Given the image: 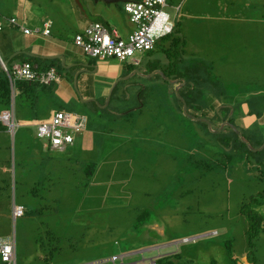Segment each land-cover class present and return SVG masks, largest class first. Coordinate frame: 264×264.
Here are the masks:
<instances>
[{"label": "rangeland", "instance_id": "374dc122", "mask_svg": "<svg viewBox=\"0 0 264 264\" xmlns=\"http://www.w3.org/2000/svg\"><path fill=\"white\" fill-rule=\"evenodd\" d=\"M20 1L45 13L55 35L75 36L91 23L124 37L135 31L123 2L0 0V14L10 20ZM168 7L178 31L160 44L166 50L136 54L143 67L159 64L163 74L177 61H203L221 83L217 103L264 96V0H171ZM144 76L133 81L148 88L143 109L104 116L102 106L93 108L89 130L66 152L38 136L59 102L36 114L29 99L14 98L16 131L0 122V242H15L17 264H264V205L257 204L264 177L256 163L230 156L217 131L176 109L169 85ZM7 109L0 103V116ZM16 207L23 217H14ZM255 211L262 232L252 237Z\"/></svg>", "mask_w": 264, "mask_h": 264}, {"label": "crops", "instance_id": "0c3cea01", "mask_svg": "<svg viewBox=\"0 0 264 264\" xmlns=\"http://www.w3.org/2000/svg\"><path fill=\"white\" fill-rule=\"evenodd\" d=\"M12 13L10 20L16 19L18 21V25L16 26L11 25L10 20H6L3 15L0 14V24L4 27V30L0 32V43L6 44H1L4 53L2 52L1 54L0 52V65L1 62H8L10 64L18 56L26 55L31 58L47 61V63L44 62L45 68L42 70L37 69L39 72L55 71L58 73V71L61 72V67L68 71L69 73H64L63 75L58 74L60 76V82L54 83L57 87L53 96L47 88L46 91L40 95L39 102L36 108L35 106L34 108L37 110L36 114H40L41 112L43 113V110H46L49 104L55 105V103L59 102L61 109H59V111H54L52 119L58 112L67 113L69 116L73 117V119L75 118V120L77 118L84 119L86 126L85 133L89 130L90 126L88 114L95 106L97 108L102 106L101 108L104 110L109 107L110 104L108 105V101L110 97L112 100L113 93L118 87L115 88V85L119 83L121 79H124L122 77L125 72V65L130 64H124L117 60L102 61L91 59L85 55L81 48L75 45V37L84 32V30L93 23L82 29L75 36L70 33L55 35L53 32L55 23L53 24L52 21L50 22L48 17H45L47 16L45 13L41 15L36 12L33 6L28 2H18L13 8ZM7 21L8 23H6ZM48 23L52 24L50 36H45L42 33L29 36L22 30V28H26L34 32L37 30L42 31L45 24ZM107 27L111 30H116L123 39L128 38L132 34H127L124 37L117 29H113L109 26ZM78 49L82 51L86 59H79L77 54ZM7 58L9 59L8 61H6ZM22 66H24V63L21 61L13 63L14 69ZM4 70L6 71V69ZM78 75L80 76L77 80ZM72 77H75L74 83L71 81ZM30 96H32L31 93ZM12 97L11 105L14 104L13 100L17 97L16 90L13 92ZM35 99V97H32L30 101L34 102ZM235 104H242L241 106L244 110L242 115L237 119V128L244 132L253 129L258 130L264 138V96L259 95L251 101L248 95H241V97L235 98ZM9 111L11 110L7 109L4 113ZM72 147H69L64 152Z\"/></svg>", "mask_w": 264, "mask_h": 264}, {"label": "trees", "instance_id": "16d2710c", "mask_svg": "<svg viewBox=\"0 0 264 264\" xmlns=\"http://www.w3.org/2000/svg\"><path fill=\"white\" fill-rule=\"evenodd\" d=\"M177 31L178 23L176 24L174 34L163 38L157 44L154 51H156L159 47L163 50H166L164 48L165 46H160V44L167 43L176 35ZM169 47L171 48H169V51H166L167 53L173 51V43L169 44ZM8 60L9 59L7 58L6 61ZM17 61L23 62L24 65L30 64L39 70L45 68L44 62L47 63V61L38 58L35 59L26 55H20L15 58L7 67L9 73H13V63ZM60 71L61 72L58 71V74L60 75L69 73L62 67L60 68ZM136 71H140L146 76H151L152 74L159 71V64L147 65L145 67L142 65L139 67L125 65V72L122 78H127ZM8 72H6L4 69L0 70V103L9 109L12 103L13 93ZM163 75L164 76L156 75L154 80L161 79L165 82V84L170 86L171 92L168 93L173 94L175 98L176 109H178L185 117H193V119H190L194 120L200 126L206 127V129H209V124H211V129L217 131L216 134L213 133V135H215V139L217 140V145L228 151L230 156L243 157L247 159L249 163L251 161L255 162L256 166L252 168L256 169L260 174H262V177H264V150L259 152V150L264 147V138L258 130L253 129L244 132L237 128V119L242 114L238 116L234 115V109L236 110L238 108L237 105H235V98H226V102L222 101L223 104L217 103V99L215 100L217 97L215 95L217 94L216 91L220 87L221 83L215 74L214 66L203 61H177L175 64L169 66L167 71H163ZM74 78L75 77L71 78L72 83H74ZM135 78H142V76L136 75L132 79L124 80L118 85L113 93L109 107L105 110L101 109L102 115L105 116V114L111 113L113 115L115 113L128 115L145 107L143 97L145 92L148 91V88L133 83ZM166 79L177 83L171 85L166 81ZM181 86L182 88L180 89L178 96L177 90ZM56 87V84L45 86L39 82L18 81L16 82L15 86V89L18 90L16 91L18 92L16 98L21 95L22 97L32 100V97H35L36 99L33 102V107L35 106L36 108L40 95L48 88V91L53 96L56 91ZM131 88H133V91H131ZM151 90L154 89L152 88ZM134 92L136 93L134 94ZM30 93L32 96H30ZM222 96H224V94H222ZM136 99L139 102L137 106L133 108L130 107L131 109L124 112L120 111V105L131 106V104H133ZM185 104L188 107V114L186 115L184 114ZM238 106L240 107L241 105ZM94 108H96V106ZM223 126L225 127L223 130H221ZM251 148L257 152L253 151ZM257 202V204L260 206L264 205V200L262 202ZM250 217L252 222L255 224L252 229V231H254V234H252L253 237L254 235H258L260 232H262L261 228H258L259 224L261 223V219L259 218L256 211L253 212Z\"/></svg>", "mask_w": 264, "mask_h": 264}, {"label": "built area", "instance_id": "2783aa9c", "mask_svg": "<svg viewBox=\"0 0 264 264\" xmlns=\"http://www.w3.org/2000/svg\"><path fill=\"white\" fill-rule=\"evenodd\" d=\"M171 0H126L125 11L129 16L135 31L127 38L123 39L116 30H111L101 23H93L84 32L75 37V45L81 48L85 55L96 60H117L124 64L139 66L140 61L136 60L137 53L152 52L157 44L165 37L173 35L176 29V18L167 11L168 3ZM11 25H18V21L13 19ZM52 24H45L42 31H31L22 28L29 36L42 33L45 36L51 35ZM4 30L0 24V32ZM6 72H8V69ZM13 92L16 82H39L42 85L50 86L60 82L57 72H39L37 68L30 64L14 69L9 73ZM14 103V102H13ZM0 121L9 126L15 132L18 125L16 123L15 105L13 110L4 113ZM85 120L69 116L67 113L58 112L50 123H43L38 126V136L40 139H47L49 149L52 151L64 152L76 143L77 136L85 131ZM25 215L23 207H16L14 217L16 219ZM0 256L5 264H17V252L15 242L9 240L0 242ZM118 259L111 263L116 264ZM124 264V262L122 263ZM136 264H157L155 259L144 260Z\"/></svg>", "mask_w": 264, "mask_h": 264}, {"label": "water", "instance_id": "95a60500", "mask_svg": "<svg viewBox=\"0 0 264 264\" xmlns=\"http://www.w3.org/2000/svg\"><path fill=\"white\" fill-rule=\"evenodd\" d=\"M92 1H94L95 3H100L101 1L102 2H104V3H106V4H108V5H112V4H118V3H120V2H123V3H125V1H120V0H92ZM76 2L78 3V5L80 6V7H82L81 6V1L80 0H76ZM9 63L7 62V63H4V62H1V65H0V69H2V68H6L7 67V65H8ZM163 75L162 73H159V72H157L156 74H154L153 76H144V77H148V78H153V77H155L156 75ZM136 75H139V76H143L142 75V73L140 72V71H136L135 73H133L131 76H129V77H127V78H124V79H121L120 80V82H122V81H124V80H129V79H132L133 77H135ZM79 76L80 75H78L77 76V80L79 79ZM164 76V75H163ZM168 80V82H170L171 84H175V83H177V82H174V81H170L169 79H167ZM119 82V83H120ZM119 83H117L116 85H115V88L119 85ZM185 85V84H184ZM114 88V89H115ZM182 88V86L180 87V88H178V90H177V93L179 94V91H180V89ZM110 102H111V97H110V99H109V101H108V105L110 104ZM185 112H187V105L185 104ZM209 126H211V124H209ZM252 149V148H251ZM253 151H256V150H254V149H252ZM264 150V147L261 149V150H259V152H261V151H263ZM257 152V151H256Z\"/></svg>", "mask_w": 264, "mask_h": 264}]
</instances>
